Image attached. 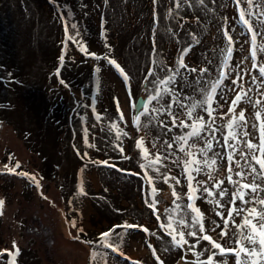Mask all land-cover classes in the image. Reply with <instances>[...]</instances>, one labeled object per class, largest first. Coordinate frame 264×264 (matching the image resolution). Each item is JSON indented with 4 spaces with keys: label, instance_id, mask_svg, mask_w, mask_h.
<instances>
[{
    "label": "rangeland",
    "instance_id": "rangeland-1",
    "mask_svg": "<svg viewBox=\"0 0 264 264\" xmlns=\"http://www.w3.org/2000/svg\"><path fill=\"white\" fill-rule=\"evenodd\" d=\"M167 1L0 0V264L12 259L5 250L15 251L13 241L19 249L15 264H207L213 252L212 264H236L232 252L221 253L203 240L197 244L192 236L186 235L188 244L177 247L170 233L175 229L200 235L195 213L187 207L192 203L204 214L206 229L220 226L208 234L231 249L234 226L230 223L225 228L229 235L220 239L224 221L216 213L264 207L239 199L230 203L237 191H248L249 201L264 199V191L251 193L228 181L229 176L241 183L256 177L254 182L264 187L259 165L251 160L255 148L246 147L261 142L255 113L264 109L259 71L264 65V0L251 5L247 0H214L210 5L219 15L206 31L195 34L191 27L184 33L187 25H198L195 13L172 22ZM242 11L252 32L240 20ZM190 41L184 52L180 46ZM82 46L98 58L82 52ZM182 54L186 68L178 64ZM105 57L120 65L127 81ZM169 70L171 84L162 79ZM158 89L160 95L149 101ZM237 93L247 96L228 111ZM257 100L262 103L256 105ZM193 108V117L205 121L199 136H189L193 128L179 125L180 119L193 123L188 118ZM241 110L244 121L237 119ZM118 131L127 135L117 139ZM141 138L148 159L159 155L160 163L147 166L136 146ZM187 152L200 162L188 172L184 161L193 157ZM206 160H215L213 168ZM17 163L16 173L34 176L39 188L29 176L5 169ZM238 171L243 178L235 175ZM189 175L196 189L193 200L188 199ZM214 180L224 181L221 188L213 187ZM221 189H226L223 198ZM217 200L223 207H217ZM243 215L233 219L240 223ZM114 226L120 227L107 238L112 247H106L101 233Z\"/></svg>",
    "mask_w": 264,
    "mask_h": 264
},
{
    "label": "snow or ice",
    "instance_id": "snow-or-ice-1",
    "mask_svg": "<svg viewBox=\"0 0 264 264\" xmlns=\"http://www.w3.org/2000/svg\"><path fill=\"white\" fill-rule=\"evenodd\" d=\"M201 2H203V0H201ZM248 4L251 5L252 4V0H247ZM237 3H239V0H237ZM240 20L243 24H245L249 31L252 32L253 28L251 26V24L249 23V20L246 18L245 13L242 11L240 13ZM261 23H264V19L261 20ZM226 39L228 40L229 45L232 44L233 42V38L228 35V32L226 31L224 33ZM69 39H74L73 37H69ZM252 41L253 43H255L256 41V35L254 34L252 36ZM261 51H264V45L260 46ZM81 51L85 52V54L90 55L94 58H98L96 57L95 53H88L86 48H84L83 46L81 47ZM187 49L184 50V52H186ZM227 52L230 54L231 53V47H229L227 49ZM255 52H252V57L255 58ZM105 59H108L107 57H105ZM61 62L63 61V55L60 57ZM108 63L115 66V68L120 72L121 76L124 78L125 81H127L128 77L127 74L124 72V70L120 67V65L112 59H108ZM178 64L181 68H186L187 65L184 63L183 60V54L181 55V58L178 61ZM252 67H257L256 64H253ZM191 71L195 72L196 69L192 68ZM201 72H206L207 69H201ZM259 71L261 73L262 76H264V65L259 66ZM57 74H59L57 72ZM149 75H151V72H149ZM147 79V77H146ZM172 78L169 77V80H171ZM161 84L166 83V81H161ZM233 83H235V81H233ZM216 85H213V90L215 89ZM160 95V90H157V95L156 96H149L148 100L152 101V100H156L157 97ZM243 96H247V93H244ZM243 96L240 93H237V95L235 96V99L231 101V105L233 107H230L228 109V111H233L234 107L243 99ZM208 101L211 100V94L208 95ZM129 101L132 102V106L135 107V102L132 101V97H131V93H129ZM262 102L260 100H257L255 102L256 105H260ZM119 101H117V110L119 111ZM142 107L144 108L145 111H147V107L145 105H142ZM193 109H190L188 111V118L190 120L193 121V123L191 125H188L185 123L184 120L180 119L179 120V125L182 127H192L193 131L191 133H189V136H199L200 132L204 129V119L200 116H196L195 118L192 115V111ZM262 113H264V109L258 110L255 113L256 119L260 122L259 124V128H260V133H261V142L259 145H253L251 143H247L246 147L249 150H252L253 148H255V153L251 156V160L255 161L256 164L259 165V177L264 180V115H262ZM209 116H211V111H209ZM123 113H121V119H123ZM139 117H136L134 119V123L138 122ZM237 119H239L240 121H244L245 116H244V112L243 110H241L238 113ZM176 120L177 118H173V124H176ZM114 129L117 128V125H113L112 126ZM229 127H232V125L230 124ZM120 134L123 135H127V133H121L120 131H118L117 134V139L120 138ZM233 138H235V136L233 135ZM175 139L177 140H183L185 143L187 142L186 137H176ZM136 146L138 148L141 149L142 151V155L143 157L148 160V167H153L154 165L160 163V156L156 155V157L154 159H148L149 158V153L147 151V149H145L143 147V138H141V140H138L136 143ZM154 146V145H153ZM168 147L171 148L172 145L168 144ZM206 147L208 149H211V143H208L206 145ZM121 152H123V148L120 149ZM181 151H184L183 147L180 149ZM258 153V154H256ZM187 156L189 157H193L192 159L189 160H185L184 161V167H185V171L188 172L193 164H198L200 163L199 161L194 159V153L192 152H187L186 153ZM246 155V154H245ZM127 158V157H125ZM229 159H231V157H229ZM102 163H107L106 161L102 162ZM215 160H212L210 163L206 160L204 161V164L209 167L210 169L213 168V166L215 165ZM20 165L19 163H17L14 167L9 168L7 165H5V169L9 172V173H14V174H18V175H23V176H29L28 173H16V168H19ZM142 168L145 167V165H141ZM154 170L159 171L158 168H155ZM195 171L199 172L200 168H196ZM227 171L232 172L233 169L232 168H228ZM251 171L253 173L257 172L256 168H252ZM236 176H240L243 178L244 174L242 172H236L235 173ZM29 178L36 184V187L39 188V182L36 181L34 176H29ZM164 182L168 183L169 177L168 176H164L163 177ZM172 179H175V177H172ZM194 178L191 177V175H189V196L188 199L189 200H193L195 198L194 193L196 192V189L193 187L192 185V180ZM209 179H213L211 175H209ZM256 177H253L252 182H248V183H241L240 181H232V178L229 176L228 177V181L230 183H236L238 185L239 189L242 190H249L251 193H258L261 191H264V187H262V185L260 184H256L255 181ZM149 183H151V177L148 178ZM179 180H176V183H179ZM207 181L204 182H198V183H206ZM224 183L223 180H219V181H213V187L215 188H221V185ZM153 191H155V189H153ZM203 191L206 192L208 194V196H213V192L209 189V188H203ZM173 195L175 196V192H173ZM218 195L223 198L226 195V189H221L218 193ZM248 195V191H237L236 193L232 194V199L230 201V203H232L233 205H235V202L237 199H239L242 203H244L245 205L249 204V203H258L261 206H264V199H260L256 196L253 197L252 201L246 200L245 196ZM217 207H223V205L220 203L219 200L215 201ZM4 205V201L0 200V209H2ZM149 207H152L153 210L155 211V204H149ZM187 207L189 209L192 210L193 213H195V216H193V223L194 224H198L199 225V233L200 235H197V232H188V233H184V232H177L175 229H172L171 224L167 225V227L169 229H172L171 233L172 234V238L173 241L175 243V245L177 247H181L182 245H187L188 244V240L185 238V236H192L196 238V243L199 244L201 240L203 241H207L210 245L212 249H219L221 253H225V252H232L233 254L236 255L237 259H236V264H264V207H261L259 209H257L256 207H251V208H237V207H233L227 210V214L225 215L224 213L221 212H217L216 214L218 216H221V218L224 221V227L220 229L219 232V238L223 239L224 237H227L229 234L227 231H225V228L228 227V225L231 223L234 226L235 231L233 232V235L236 236V239L234 241V247L231 249L225 248L222 246V244L217 240L214 239V237L210 234H208L209 231L211 232H215L216 231V227H220L219 225H216V227H213L212 229H206L204 222H203V216L204 214L202 212H200V210L198 208H195L194 205L192 203H189L187 205ZM2 211H0V215H2ZM244 214L242 217V220L240 223H236L235 220L233 219L234 215H241ZM181 224H186L185 221L181 220L180 221ZM213 224H215V221H213ZM72 226L75 227V222H72ZM115 227H120V226H114L113 229H110L108 232L105 233H101L100 236V241L103 242L105 244L106 247H112L111 244H109L107 242V238L111 235L112 232H114ZM125 227H132L131 225H125ZM145 231H147V229H144ZM81 231H83L81 229ZM177 236L179 237V239H177ZM87 243H91V242H87ZM195 244H193L189 250H192L195 248ZM250 246V247H249ZM13 249L15 251H8L5 250V252H7V254L12 257V259L9 261V264H15V257L19 255V249L16 247L15 241H13ZM116 248H113V251H116ZM3 253H0V255H2ZM216 253L213 252L212 255H209L207 258V264H212L213 262V256ZM155 255V253H154ZM157 259H159V257H157ZM161 264H163V262L161 261Z\"/></svg>",
    "mask_w": 264,
    "mask_h": 264
},
{
    "label": "trees",
    "instance_id": "trees-1",
    "mask_svg": "<svg viewBox=\"0 0 264 264\" xmlns=\"http://www.w3.org/2000/svg\"><path fill=\"white\" fill-rule=\"evenodd\" d=\"M191 1H194V3ZM167 2H166V6H168V9H167L166 15L168 18L171 19L172 22L178 20V18L182 19L184 17H189L190 13H188V12L195 13V16L197 17L198 25H196V26L187 25L188 29H185L186 31L184 30L185 34H187L186 32H189L190 27L192 29L191 30L192 33H194V34L198 33V32H202V31H206L207 28H209V22L211 20H214V18H216L219 15L218 9H215L213 7V5H210L214 2V0H207V1L203 0V2H201V0H168ZM212 7H213V9H212ZM205 26H207V28ZM174 30L177 31V34L179 36V31L176 28ZM174 33L176 34V32H174ZM185 43H187V42H185ZM192 43L193 42L190 41L189 44L187 43V44L181 45L180 47L185 49L187 46H190V44H192ZM169 77H171L172 79L174 78V75L171 73V70H169V72H167L166 75L162 76V79L168 80L170 83V82H172L171 81L172 79L169 80ZM162 79L159 78V81ZM175 79H177V78H175Z\"/></svg>",
    "mask_w": 264,
    "mask_h": 264
}]
</instances>
